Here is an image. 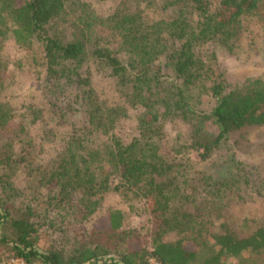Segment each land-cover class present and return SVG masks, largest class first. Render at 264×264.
I'll use <instances>...</instances> for the list:
<instances>
[{
    "label": "trees",
    "instance_id": "trees-1",
    "mask_svg": "<svg viewBox=\"0 0 264 264\" xmlns=\"http://www.w3.org/2000/svg\"><path fill=\"white\" fill-rule=\"evenodd\" d=\"M115 2L101 14L86 0H0V50L10 34L45 68L43 97L64 143L38 180L45 203L83 220L108 191L132 211L145 200L149 246L142 229L125 228L118 208L88 238L68 226L42 241L39 210L19 200L16 185L22 166H32L34 144L0 100V247L25 264H230L247 250L254 251L250 264H263L264 215L240 224L230 208L264 203V173L239 158L242 148L264 151V77L233 81L225 58L241 49L247 18L260 23L264 42V0ZM90 67L107 75L123 105L96 88ZM203 95L213 101L209 109L201 107ZM126 106L143 108L130 141L116 132ZM30 113L32 122L42 116L37 108ZM169 120L187 128L185 147L203 162L224 145L232 151L217 178L209 176L214 193L205 206H192L195 194L177 186V165L161 152ZM171 233L178 237L168 240Z\"/></svg>",
    "mask_w": 264,
    "mask_h": 264
},
{
    "label": "rangeland",
    "instance_id": "rangeland-1",
    "mask_svg": "<svg viewBox=\"0 0 264 264\" xmlns=\"http://www.w3.org/2000/svg\"><path fill=\"white\" fill-rule=\"evenodd\" d=\"M101 14L111 12L116 0H86ZM217 0H214L216 3ZM215 8V7H214ZM213 8V9H214ZM191 7L186 8L189 14ZM215 11V9H214ZM244 33L241 40V49L232 56L225 58L230 78L233 81H240L246 77H264V42L260 37V23L256 18L250 17L243 21ZM108 43L119 49V39L110 35L106 36ZM211 47L202 49L203 55L210 52ZM0 60L4 65L0 73L2 87H0V100L8 102L16 112L15 124H23L34 144V154L31 160L32 166H22L16 177V185L22 190L21 202L34 205L39 210V218L42 223L41 240L49 243L51 237L56 239V229H74L81 237L87 236L94 227L102 226L100 220L106 212L111 209H121L125 213V228L142 229V241L146 246L150 243L149 206L146 201L137 203L136 210L132 211L113 191L103 194L102 206L88 219L81 218L75 210H63L49 207L45 201L47 191L39 185V178L44 171L45 164L53 161L63 149V135L56 121L52 119V113L42 93V83L45 75V68L41 62L34 60L26 50L17 45L10 34L3 42L0 50ZM96 88L104 95L115 99L118 104L123 105L122 96L114 92L112 82L103 72L94 68L88 69ZM200 100L201 107L209 109L213 101L209 96L203 95ZM31 108L42 110V116L36 122H32ZM127 115L122 117L117 124L116 132L125 141H130L137 135L138 118L143 112L140 106H126ZM188 143V130L181 121H168L164 127L161 152L177 165L176 176L177 186L185 194L196 196V202L192 206H205L214 193L213 181L209 176L217 178L219 171L228 166V158L232 151L229 146L224 145L212 160L203 162L193 151H189L185 145ZM239 158L248 163L256 165L264 173V151L257 152L253 149L239 150ZM26 163V162H25ZM208 179V180H206ZM212 206V204H210ZM231 212L235 220L243 223L248 217L264 215V203H248L246 205H233ZM147 211V212H146ZM174 233L168 234V240L176 239ZM254 251L247 250L239 257L229 260L230 264H250ZM263 259L264 254L260 256ZM0 264H25L21 259H12L8 253L0 247ZM153 264H157L153 261Z\"/></svg>",
    "mask_w": 264,
    "mask_h": 264
}]
</instances>
